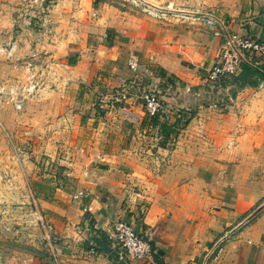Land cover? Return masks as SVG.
Instances as JSON below:
<instances>
[{
	"label": "crops",
	"instance_id": "0c3cea01",
	"mask_svg": "<svg viewBox=\"0 0 264 264\" xmlns=\"http://www.w3.org/2000/svg\"><path fill=\"white\" fill-rule=\"evenodd\" d=\"M149 1L174 11L155 20L124 0H105L96 8L82 0L103 28L100 56L127 60L134 52L139 70L148 62L164 69L166 75L154 80L172 76L182 90L166 99L195 114L172 138L170 150H163L170 155L153 178L135 181L117 154L95 147L69 172L63 168V179L43 175L26 185L1 184L0 264H129L108 238L105 247L116 262L96 244L116 220L134 225L153 246L140 264H264V85L206 81L221 38L179 13L211 11L228 32L264 40V0ZM0 70L11 74L2 63ZM1 113L0 107V124ZM30 202L38 208L32 210Z\"/></svg>",
	"mask_w": 264,
	"mask_h": 264
},
{
	"label": "rangeland",
	"instance_id": "374dc122",
	"mask_svg": "<svg viewBox=\"0 0 264 264\" xmlns=\"http://www.w3.org/2000/svg\"><path fill=\"white\" fill-rule=\"evenodd\" d=\"M91 1L96 8L105 0ZM84 3L0 0V63L11 71L0 70V185H26L43 175L63 179V170L82 163L95 147L117 154L116 160L135 181L142 175L153 178L170 155L163 150H170L172 138L187 123L181 127L179 120L177 134L151 127L141 95L152 91L160 98L158 120L167 124L179 115L189 120L196 112L166 99L182 90L172 76L162 78L163 83L154 80L158 68L152 62L133 71L125 59L101 57L97 49L103 28L84 10ZM11 43L15 49L9 54ZM164 83L171 89L163 90ZM30 84L35 91L27 95L23 88ZM12 97L21 101L20 108ZM146 169L153 171L148 175ZM27 206L38 208L32 202Z\"/></svg>",
	"mask_w": 264,
	"mask_h": 264
},
{
	"label": "built area",
	"instance_id": "2783aa9c",
	"mask_svg": "<svg viewBox=\"0 0 264 264\" xmlns=\"http://www.w3.org/2000/svg\"><path fill=\"white\" fill-rule=\"evenodd\" d=\"M124 1L130 7L155 20L165 18L174 11L168 5H154L149 0ZM179 13L185 21L207 29L212 33V36L221 38L217 61L211 67L205 69L204 78L206 81L212 83L218 81L221 77L234 76L239 72L242 64L252 66L264 75L263 63L261 62L264 59V40L262 38L238 32H228L223 19L211 11L191 10L180 11ZM14 49L15 45L11 43L8 48L9 54ZM0 51H2L1 48ZM127 66L133 71L138 69L139 59L136 53L129 52ZM259 85L263 86V81H260ZM34 89V85L30 84L23 88V91L28 95L34 92ZM141 99L148 117L159 113L161 103L160 98L155 93L145 91L141 95ZM12 101L16 108L21 107L19 99L12 97ZM65 175L70 176V173H65ZM78 195H83V192H79ZM3 230H8V228L4 227ZM106 237L112 243V247L118 250L119 258L129 264H140L153 254L149 241L134 225L125 220L113 222L107 231Z\"/></svg>",
	"mask_w": 264,
	"mask_h": 264
},
{
	"label": "trees",
	"instance_id": "16d2710c",
	"mask_svg": "<svg viewBox=\"0 0 264 264\" xmlns=\"http://www.w3.org/2000/svg\"><path fill=\"white\" fill-rule=\"evenodd\" d=\"M70 63L74 64L75 61L72 59H70ZM264 68V66H263ZM164 75H166V72L164 69L159 68L158 70V76L157 77H164ZM264 80V75L258 71L256 68L249 66L247 64H242L241 68L239 70V72L234 75V76H227V77H221L218 80L219 85L221 86H225V84H231L236 86L237 88H243L245 86H257L258 83L260 81ZM160 116V114H156L155 116H150L149 121H150V125L151 127H158L159 129H161L162 132H166L167 134H171V133H175L177 134L178 131L175 129L177 128V124L179 123V120L181 119V127H184L185 124L188 122V117L184 118V116L180 117H174L173 121L171 123H166V121H159L158 117ZM99 240L97 241V246L98 248H100V250L106 252L109 256V258H111L114 262L117 261V257L111 253L110 248L105 247L108 243V241L106 240V234L105 233H101V235L99 236ZM151 246V244H150ZM152 250H153V246H152ZM155 256V255H154Z\"/></svg>",
	"mask_w": 264,
	"mask_h": 264
}]
</instances>
